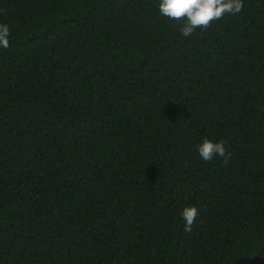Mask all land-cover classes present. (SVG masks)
<instances>
[{"label": "trees", "instance_id": "obj_1", "mask_svg": "<svg viewBox=\"0 0 264 264\" xmlns=\"http://www.w3.org/2000/svg\"><path fill=\"white\" fill-rule=\"evenodd\" d=\"M159 2L0 0V264H264V0Z\"/></svg>", "mask_w": 264, "mask_h": 264}, {"label": "clouds", "instance_id": "obj_2", "mask_svg": "<svg viewBox=\"0 0 264 264\" xmlns=\"http://www.w3.org/2000/svg\"><path fill=\"white\" fill-rule=\"evenodd\" d=\"M244 8L243 0H160L159 12L162 16L180 22L179 31L185 38H191L197 29L208 30L216 21L225 15H236ZM10 28L7 24H0V46L9 47ZM226 141L214 142L205 138L198 145V152L202 160L211 161L214 157H222L223 163L228 164L230 152L225 148ZM196 206H187L182 211L185 221L184 231L191 232L198 216Z\"/></svg>", "mask_w": 264, "mask_h": 264}]
</instances>
